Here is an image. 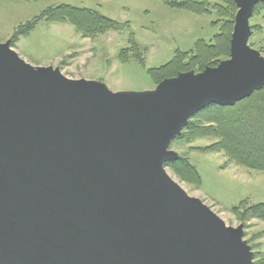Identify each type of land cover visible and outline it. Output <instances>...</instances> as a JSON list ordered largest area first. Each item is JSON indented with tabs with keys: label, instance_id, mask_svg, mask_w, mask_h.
<instances>
[{
	"label": "water",
	"instance_id": "water-1",
	"mask_svg": "<svg viewBox=\"0 0 264 264\" xmlns=\"http://www.w3.org/2000/svg\"><path fill=\"white\" fill-rule=\"evenodd\" d=\"M258 0H235L230 56L149 92H113L0 42V264H254L229 226L167 171L204 106L264 85L248 44Z\"/></svg>",
	"mask_w": 264,
	"mask_h": 264
},
{
	"label": "rangeland",
	"instance_id": "rangeland-1",
	"mask_svg": "<svg viewBox=\"0 0 264 264\" xmlns=\"http://www.w3.org/2000/svg\"><path fill=\"white\" fill-rule=\"evenodd\" d=\"M60 3L96 9L123 23V27L86 37L69 24L41 20L13 48L33 66L59 67L68 77L99 81L113 92L154 90L158 83L147 74L148 68L165 64L177 49L188 51L196 40L208 41L218 31L212 24L214 13L174 8L165 0H0V42L10 41L18 24ZM249 24L261 25L264 30V12L253 16ZM263 35L264 32L252 34L251 30L248 44L253 43L250 46L259 50ZM210 142L211 139H195L169 146L196 167L201 177L199 185L180 181L166 169L189 195L202 200L227 225L243 224V237L251 246L253 261L259 258L264 262V221H241L232 210L241 201L246 205L264 201V173L229 162L222 153L195 148Z\"/></svg>",
	"mask_w": 264,
	"mask_h": 264
},
{
	"label": "trees",
	"instance_id": "trees-1",
	"mask_svg": "<svg viewBox=\"0 0 264 264\" xmlns=\"http://www.w3.org/2000/svg\"><path fill=\"white\" fill-rule=\"evenodd\" d=\"M165 3L174 8L191 12L214 13L216 19L212 24L214 27H218V31L208 41L196 40L192 49L188 51L177 49L165 64L148 68L146 72L156 84L164 78L176 76L180 72L202 71L205 67L215 66L230 56L231 35L238 10L235 0H222V2L215 3L197 0H165ZM263 12L264 0H258L254 5L251 18ZM41 20L69 24L86 37H92L109 30H119L123 27V23L96 9L60 3L50 5L37 15L18 24L10 37V45L14 47L15 43L22 36L28 35ZM250 25L252 34L264 32L261 25ZM262 42L263 44L258 48L261 54L264 53V35ZM250 45L253 46V43ZM195 139H211L210 143L202 147H195L197 149L222 153L229 162L264 173V85L253 89L247 97L233 105L222 106L210 103L204 106L189 118L181 134L171 143L176 141L192 142ZM164 165L180 181L199 185L201 180L199 172L183 154H179L175 160L166 161ZM232 210L241 221L251 218L264 221V201L249 205H246L245 201H241ZM254 264H264V262L255 258Z\"/></svg>",
	"mask_w": 264,
	"mask_h": 264
}]
</instances>
